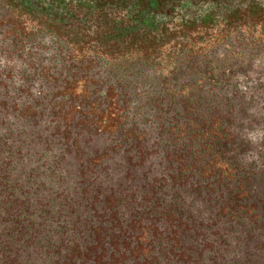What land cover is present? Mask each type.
<instances>
[{
	"label": "trees",
	"instance_id": "obj_1",
	"mask_svg": "<svg viewBox=\"0 0 264 264\" xmlns=\"http://www.w3.org/2000/svg\"><path fill=\"white\" fill-rule=\"evenodd\" d=\"M261 53L264 0H0V58L33 59L0 80V264H264ZM115 156L134 191L89 173Z\"/></svg>",
	"mask_w": 264,
	"mask_h": 264
},
{
	"label": "rangeland",
	"instance_id": "obj_2",
	"mask_svg": "<svg viewBox=\"0 0 264 264\" xmlns=\"http://www.w3.org/2000/svg\"><path fill=\"white\" fill-rule=\"evenodd\" d=\"M50 38H39L36 41V46H38V50L41 52H44L43 54L46 55V53L48 54H52L53 51V43L50 42ZM234 46H231L229 48H240V46L238 44H240L237 41H229V44ZM244 47V46H242ZM37 50V49H36ZM225 49L221 46L218 48V51L216 53V55L214 57H210V58H214L215 60H221L223 59L224 53H225ZM257 57H255L251 62H252V66H254V71L251 74V78L252 80H257V81H264V53L258 54L256 55ZM47 57H51V55H47ZM199 60H202V57H199ZM28 63H33V59L30 58H22L19 60H15V61H7L4 58H0V80H5V81H9L12 84V89L16 87V85L19 82L20 79V75H19V70L21 68L22 65L24 64H28ZM106 66V65H105ZM185 74V71H182L178 76L176 75V77L179 78H183ZM160 77L157 74H145L143 76H141V80L143 81L142 85L140 87V89H138L136 91V94L138 95H142L144 93H146L147 95L153 96L155 90L154 87H150V85L155 82L156 80H158ZM146 84V85H145ZM12 92V91H11ZM145 95V94H144ZM258 97L262 98L264 97V88L261 90L260 95L257 94ZM149 109V108H147ZM145 111V109H144ZM264 120V110H263V116L259 117V119ZM264 122V121H263ZM246 137L247 140H249L250 142V147H251V158H253V160H257L258 162V166H260L261 169H264V125L260 126L257 125L251 129H246ZM94 136L87 134L85 136V139L82 141L81 146H82V152L76 154L74 156V158H69L72 161H74V163L76 162L75 160H80L82 162H86L89 158L92 159V157L96 156L97 152H102L104 150H106L108 148V146H110L112 144V140L111 138H108L106 136H98L93 138ZM23 138V137H22ZM48 156L52 159L55 158L56 156V152H52V153H47ZM80 154V155H79ZM58 159V157H56ZM67 159V157H66ZM122 158H118L117 156L114 157V159L106 162L103 167H109L108 169L105 168L104 170L101 171V167L100 168H96L90 170V174H93L92 172H94V174H96V177H99L100 175L105 177L106 174L107 177L109 178V180L111 181L110 184L112 187H114L113 189H120L118 187V183L123 180V178H125L127 180V184H128V191L132 192L134 191V188L136 186V182L130 178H128V176L130 175V167L128 165V163L123 160ZM82 162H79V164H81ZM115 162V163H114ZM123 162V164L119 167L118 165ZM127 167H126V166ZM78 166V164H77ZM69 171H72V175L76 174V171L78 172V169H73L68 167ZM68 170L67 167L64 168V170ZM148 169L147 166L139 168L138 171L143 172L146 171ZM70 178H73L70 175ZM75 178V177H74ZM127 186V185H126ZM66 187V184H62L60 189L54 190V194H55V203L57 204L56 209H60L62 211V213L59 215L60 218H62V221H66L65 217L70 216V198L68 196H66V191L64 192V188ZM116 190V191H117ZM127 191V189H126ZM125 191V193H126ZM127 191V192H128ZM63 195V196H62Z\"/></svg>",
	"mask_w": 264,
	"mask_h": 264
}]
</instances>
